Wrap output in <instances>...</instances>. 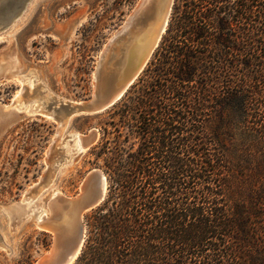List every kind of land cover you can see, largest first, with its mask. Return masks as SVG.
<instances>
[{
	"label": "trees",
	"instance_id": "1",
	"mask_svg": "<svg viewBox=\"0 0 264 264\" xmlns=\"http://www.w3.org/2000/svg\"><path fill=\"white\" fill-rule=\"evenodd\" d=\"M184 1L74 264H264V0Z\"/></svg>",
	"mask_w": 264,
	"mask_h": 264
},
{
	"label": "rangeland",
	"instance_id": "2",
	"mask_svg": "<svg viewBox=\"0 0 264 264\" xmlns=\"http://www.w3.org/2000/svg\"><path fill=\"white\" fill-rule=\"evenodd\" d=\"M11 1L0 0V11ZM139 2L31 0L13 26L0 34V110L13 117L6 125L0 118V240L4 245L0 264H35L49 250L53 234L37 229L34 217L54 192L77 197L87 174L99 169L106 177L107 190L101 203L83 215L86 242L92 236L93 215L107 197L109 174L130 154L137 155L142 142L137 129L139 113L123 112L124 97L100 113L71 114L61 128L58 121L63 123L70 114L66 102L91 99L101 52ZM184 2L172 0L165 31L125 96L134 86L138 90L154 83L146 70L152 62L163 60L171 26ZM7 56L14 66L2 74ZM91 129L98 132L97 139L84 152H77L73 138ZM149 156L152 161L153 154ZM13 204L23 206L20 217L8 216L7 207Z\"/></svg>",
	"mask_w": 264,
	"mask_h": 264
},
{
	"label": "bare ground",
	"instance_id": "3",
	"mask_svg": "<svg viewBox=\"0 0 264 264\" xmlns=\"http://www.w3.org/2000/svg\"><path fill=\"white\" fill-rule=\"evenodd\" d=\"M171 5L172 0H146L144 13L142 14V18L139 20L138 26L134 27V29L127 35L126 43L123 44L122 47L120 46L112 58V64H110L109 67L110 78L107 80L105 85L106 91L115 87L128 69H130L151 46L155 47L157 45L163 31L166 28ZM105 48L106 47H104V50ZM103 51L101 52L100 57L102 56ZM4 63L5 64L1 69L2 74L5 68L14 66V61L11 56H7ZM80 113L94 114V112L70 113L65 117V121L63 120V123H61L62 121H58V125L61 128L62 124L68 123L67 121L71 114ZM0 118L5 119V122L3 123L5 125L13 120V117L6 114V112L2 109L0 110ZM97 136L98 132L95 129H91L86 135L76 134L72 143L77 152H84L83 150L92 144L97 139ZM50 153H52V151ZM106 190L107 181L105 175L101 170L93 169L87 174L81 185V192L77 197L71 199L69 196L67 197L59 191L54 192L51 195L47 203L42 206V210L39 215L34 217L36 220V228L48 231V229L50 230L51 228L56 227L58 233L63 234L62 236H84L85 227L81 222L82 215L80 209L83 204L93 202L98 197L102 198L105 195ZM7 208L10 209L7 213L9 217L11 214H15V216L20 217V215L25 211L23 210V206H21V204H13ZM47 210L50 211L49 215Z\"/></svg>",
	"mask_w": 264,
	"mask_h": 264
},
{
	"label": "water",
	"instance_id": "4",
	"mask_svg": "<svg viewBox=\"0 0 264 264\" xmlns=\"http://www.w3.org/2000/svg\"><path fill=\"white\" fill-rule=\"evenodd\" d=\"M30 2L31 0H12L9 2L10 6L5 11H0V34L13 26ZM145 4L146 0H140L121 29L116 32L110 42L107 43L105 50H102L103 54L99 58L98 65H96L94 72L95 91L93 92L91 99L87 102H80L82 104L65 103V107L69 109L70 113L94 112V114H96L113 107L125 96L127 91L143 72L159 42L155 47L151 46L147 52H145L143 56L130 69H128L115 87L107 91L105 89L107 80L110 78L109 67L110 64H112V58L120 46L122 47L123 44L126 43L127 35L142 18ZM103 198L104 196L102 198L98 197L93 202L83 204L80 209L82 223L84 213L97 207ZM48 231L53 234L52 244L46 253L39 255L35 264H74L83 248L85 236H62L63 234H59L56 227L51 228L50 230L48 229ZM0 247H4L1 240Z\"/></svg>",
	"mask_w": 264,
	"mask_h": 264
}]
</instances>
